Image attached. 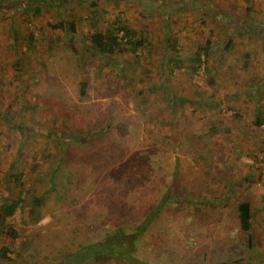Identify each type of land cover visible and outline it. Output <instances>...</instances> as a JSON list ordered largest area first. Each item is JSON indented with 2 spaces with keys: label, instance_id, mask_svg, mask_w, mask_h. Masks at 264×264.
<instances>
[{
  "label": "rangeland",
  "instance_id": "374dc122",
  "mask_svg": "<svg viewBox=\"0 0 264 264\" xmlns=\"http://www.w3.org/2000/svg\"><path fill=\"white\" fill-rule=\"evenodd\" d=\"M25 2L0 5V205L29 189L42 203L36 216L28 206L14 215L13 246L0 232L12 259L0 264H60L98 249L95 264H131L122 246L149 264H264V0H85L93 5L41 3L39 14ZM117 18L148 44L112 66L86 37ZM63 19L77 21L74 37L51 28ZM206 42L193 71L189 54ZM63 150L81 179L68 191L51 174ZM138 225L145 232L118 248L122 261L103 257Z\"/></svg>",
  "mask_w": 264,
  "mask_h": 264
},
{
  "label": "trees",
  "instance_id": "16d2710c",
  "mask_svg": "<svg viewBox=\"0 0 264 264\" xmlns=\"http://www.w3.org/2000/svg\"><path fill=\"white\" fill-rule=\"evenodd\" d=\"M34 1V0H33ZM36 1V0H35ZM27 2V3H26ZM26 2L24 3V9L30 8L29 4H34L35 6L33 7V13L34 14H39L40 12V4H46V3H51L53 6H55L56 8H62V7H70L71 3H74L75 5L79 6V5H84L87 7H91L93 4L89 3L87 5L85 0H37L36 4L35 3H31L32 0H26ZM30 2V3H29ZM2 4V0H0V5ZM3 6H5L4 4H2ZM91 14L95 15V11L93 9H91ZM90 16V15H89ZM99 22V19H96V21L94 22V25L97 24ZM238 23L240 22V25L238 27H240L241 29H253V26H249L248 23H246L245 21H241L238 20ZM237 23V25H238ZM51 28L53 30H58L64 33H67L70 37H74V35L77 33V29H78V23L76 20L74 19H63L61 21H58L56 24L51 25ZM240 29V30H241ZM36 36H37V32L36 31H31L29 36L27 37V42H28V46L29 48H33L34 45V40H36ZM16 39H18L16 37ZM87 47L86 50L88 52L93 53L95 56H99L100 58L105 59L108 63H110V65L115 66L116 62L115 59L113 58V56L115 54H122V53H128L129 56H134L137 57L136 52L138 50H140L141 48H143L144 44H148V41L145 39H141L140 37H138V34L132 30L127 22L124 19H120L117 18L114 21H111L108 26L104 29V31H99L96 30L95 32L89 34L87 37ZM70 46L72 41H69ZM176 42L174 40V46H175ZM207 46H200V47H194L193 51L189 54V59L192 60L193 63H195V66L193 67V71H196V69L201 65L204 64L202 58H208L210 55V49L208 47V42H206ZM16 47V42L12 45V50H14ZM175 49V47L173 48ZM83 53V52H82ZM18 60L19 57L17 58ZM176 60L177 57L175 58ZM17 60V61H18ZM121 68V67H120ZM122 70V68L120 69ZM85 89V84H81V92L83 93ZM262 120V119H261ZM258 117V119L256 120V124H260L262 123ZM109 127V124L106 123L105 126H102L103 130V134H101L104 138L107 139V129ZM52 135L56 136L57 138H60L61 136H66L68 137L70 133L66 134V133H58V132H51ZM98 133V132H97ZM75 135H77V132H74L73 135L71 133V137H75ZM62 139V138H61ZM71 140V139H70ZM74 140V139H73ZM65 142V141H64ZM68 142H65L64 144L68 145ZM66 148V146H65ZM67 149V148H66ZM84 149V147H80L78 150V153L75 154L76 157H78V155H81L82 150ZM85 152V151H84ZM83 155V154H82ZM75 156L73 154H71L69 151H65L64 150L62 152H60V157L59 160L56 164V166L53 168V170L51 171V174L53 176V178L55 176H61L62 182H63V189L68 191L71 190V186H73L72 184L76 185V188H78L81 184V179L78 178V174H77V165L75 166H71L69 165V163L73 162V159L75 158ZM83 159H86V157H83ZM71 161V162H70ZM65 163V164H64ZM64 164V167L62 169V167L60 165ZM81 164V163H80ZM80 164L78 163V166L80 167ZM35 169V167L32 168V170ZM31 170V171H32ZM21 174H15L13 176V183L16 187L21 186ZM253 175H249V177L247 178L248 180L253 179ZM79 185V186H78ZM168 195V194H166ZM11 196V195H10ZM42 203V198L41 196H36L32 193V191H30V189L28 190L27 194L22 195V191L20 193H18L17 196H13L10 197L9 196L1 203L0 205V232L2 233V235H6L10 238V245L13 246L14 244V240L16 239V237H18V230L15 228V225L12 223V218L14 217L15 214H17L18 212H20L25 206L29 207V213L31 215V217L36 216L37 215V208L41 205ZM237 217H238V221H239V228L241 231L243 232H247L248 234V244L250 246H252L251 242H252V236L250 234L251 231V218H252V212L250 209V204L246 201H242L239 202L237 205ZM131 232L126 235V233L128 232H121V235H117L116 237H114L113 241L108 243L109 245L106 248V251L108 253H106L105 256H103V251H100V249L97 250L96 252V257H94L93 255L88 257V258H75V255H73L72 261H62L60 264H74L76 262L79 263H87V264H95V263H99V262H95V260H97L98 256L101 258L100 252H102V256L105 258H114V260L116 261H122L121 257H125L118 255V250H121V252H129L128 254V259L127 262L131 263V264H149L146 262H143L139 259L133 258L132 257V253L128 250H126L122 244L125 240H130V244H135V242H137L138 240H140L142 234L145 232V227H140V225L133 227L132 229H130ZM110 239V238H108ZM103 245H105L107 242L103 241L102 242ZM98 246V248L100 246H102V244H100V242L95 243V244H90L88 246V248L92 247V246ZM121 249H118L119 247H121ZM10 246L7 245H1L0 247V258H6L8 260H12L9 257H7V253L10 251ZM86 248V247H84ZM118 251V252H117ZM123 255V254H122ZM77 257V256H76ZM75 258V259H74ZM84 260H86V262H84ZM124 261V260H123ZM126 262V261H124ZM238 263V262H237Z\"/></svg>",
  "mask_w": 264,
  "mask_h": 264
},
{
  "label": "built area",
  "instance_id": "2783aa9c",
  "mask_svg": "<svg viewBox=\"0 0 264 264\" xmlns=\"http://www.w3.org/2000/svg\"><path fill=\"white\" fill-rule=\"evenodd\" d=\"M262 181H264V180H262Z\"/></svg>",
  "mask_w": 264,
  "mask_h": 264
}]
</instances>
